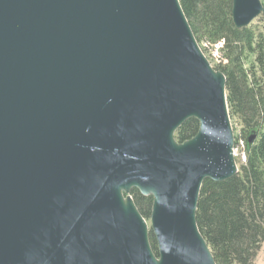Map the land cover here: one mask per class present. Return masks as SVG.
Listing matches in <instances>:
<instances>
[{
	"label": "water",
	"instance_id": "95a60500",
	"mask_svg": "<svg viewBox=\"0 0 264 264\" xmlns=\"http://www.w3.org/2000/svg\"><path fill=\"white\" fill-rule=\"evenodd\" d=\"M263 13L233 0L238 29ZM235 145L180 0H0V264H216L197 211Z\"/></svg>",
	"mask_w": 264,
	"mask_h": 264
},
{
	"label": "trees",
	"instance_id": "16d2710c",
	"mask_svg": "<svg viewBox=\"0 0 264 264\" xmlns=\"http://www.w3.org/2000/svg\"><path fill=\"white\" fill-rule=\"evenodd\" d=\"M180 3L205 56V44L224 43L221 60L214 68L227 79L231 119L241 126L236 145L243 143L246 156L237 176L224 182H204L198 227L216 264H253L264 245V13L258 19L261 28L238 29L232 17L233 0ZM199 128V121L191 119L176 132L175 140L179 144L190 141ZM130 196L151 222L153 197L143 196L137 189ZM150 237L158 257L152 232Z\"/></svg>",
	"mask_w": 264,
	"mask_h": 264
},
{
	"label": "rangeland",
	"instance_id": "374dc122",
	"mask_svg": "<svg viewBox=\"0 0 264 264\" xmlns=\"http://www.w3.org/2000/svg\"><path fill=\"white\" fill-rule=\"evenodd\" d=\"M252 28H261V25L257 20H255L251 26ZM206 57L208 58L209 62L211 63L212 67H216L218 65V62L212 58L211 56V52L210 50H206ZM231 123H232V127H233V132H234V136H235V141H236V138L237 136L240 134L241 132V126H240V123L238 121H236L235 119H231ZM243 150L238 147L237 145H235V148H234V152H235V159H236V163H237V166L238 168L244 164L246 162V156H245V159L243 157ZM148 224L149 226H151V222L148 221ZM253 264H264V245L261 249V251L259 252L256 260L254 261Z\"/></svg>",
	"mask_w": 264,
	"mask_h": 264
},
{
	"label": "built area",
	"instance_id": "2783aa9c",
	"mask_svg": "<svg viewBox=\"0 0 264 264\" xmlns=\"http://www.w3.org/2000/svg\"><path fill=\"white\" fill-rule=\"evenodd\" d=\"M204 47H206L208 50H210L212 58L215 59L219 63L220 60H221V50L224 47V43L220 42V43L213 44V45L205 44ZM243 146L244 145L241 142L238 147H240L242 149ZM243 157L245 159V154L244 153H243Z\"/></svg>",
	"mask_w": 264,
	"mask_h": 264
}]
</instances>
